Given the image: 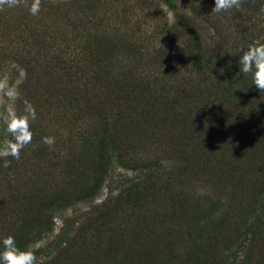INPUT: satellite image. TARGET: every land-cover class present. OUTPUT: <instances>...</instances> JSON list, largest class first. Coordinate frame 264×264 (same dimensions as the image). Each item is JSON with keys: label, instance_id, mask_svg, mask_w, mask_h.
<instances>
[{"label": "rangeland", "instance_id": "374dc122", "mask_svg": "<svg viewBox=\"0 0 264 264\" xmlns=\"http://www.w3.org/2000/svg\"><path fill=\"white\" fill-rule=\"evenodd\" d=\"M213 7L214 0H174L171 6L164 0H42L36 16L23 4L13 8V13L8 7L0 11V77L17 84L18 111L28 100L37 112L33 140L20 159L7 157L11 166L5 168L0 158V241L38 214L39 204L28 210L37 202L38 191L47 193L46 198L61 195L62 202L70 198L62 193H76L93 184L100 156L96 143L111 136L115 143L105 149L111 164L97 192L63 206L52 205L42 227L33 230L28 247L44 252L35 253L38 264H45L68 243L81 241L78 234L98 207L131 182L143 181L146 175L141 165L155 161L164 168L156 194H147L131 206L120 228L114 225L111 229L108 223L105 230L90 222L95 228L84 229L83 238L106 248L124 231L127 236L120 248L127 256L131 254L133 262L197 264L191 252L204 256L207 237L199 232H210L208 226L223 219L216 264H264V214L263 236L244 237L264 203V162L260 160L264 140L258 138L251 147L239 144L249 153L237 147L234 162L211 155L209 163L224 159L236 163L233 173L186 168L184 174L175 173L177 166L194 163L203 155L195 132L210 129L205 120L211 116L218 121L226 111L244 107L245 116L239 119L242 125L260 126L264 137V113L256 118L247 106L254 99L264 109V93L252 85L244 93L247 105L241 106L238 92L224 89L242 77L252 80L251 75L238 78V61L242 50L264 38V0H242L239 9L221 13H212ZM97 11V17L90 16ZM36 27L43 32L37 34ZM217 28L222 31L212 62L217 75L207 72V77L195 68V48L199 43L204 52L212 48ZM98 75L103 77L102 84L95 79ZM195 82L201 84L200 92L192 96L187 88ZM191 110L195 115L186 130L180 117ZM219 126L216 122L211 127ZM5 136V126L0 124V140ZM46 136L55 137L53 147L43 143ZM120 161L132 166H122ZM141 188L145 189L144 182ZM213 200L219 205L210 209ZM199 208L201 212H196ZM50 221L52 231L47 227ZM63 234L67 237L60 244Z\"/></svg>", "mask_w": 264, "mask_h": 264}, {"label": "trees", "instance_id": "16d2710c", "mask_svg": "<svg viewBox=\"0 0 264 264\" xmlns=\"http://www.w3.org/2000/svg\"><path fill=\"white\" fill-rule=\"evenodd\" d=\"M109 1L111 2L112 0H109ZM164 1L170 6L174 5V0H164ZM253 1L258 2L259 0H253ZM97 2H103V0H97ZM243 4L246 5V3H243ZM105 6L106 5H101V7H105ZM8 9L13 13V8H8ZM99 12L100 11H97L95 13L92 12L90 16L94 17L95 15V17H97L99 15ZM240 27H243V30L245 31V33H247V27H245L244 25H241ZM34 30H38L37 34L43 32L38 27L34 28ZM221 35H222V31L220 30V28H217L216 37L214 39L215 42L213 44V47L210 48L207 52H204L203 50H201L200 43L195 48L196 49L195 58H194L195 68L197 71L204 73L206 76H207V72L211 73L210 75L212 74L217 75L214 70V66L212 62H213V59L215 57V52H216L215 46L220 41ZM49 39L50 37L46 36L45 40L48 41ZM129 46L130 45H126L125 47L129 48ZM132 46L134 47V45ZM182 60H185V58H183ZM238 76H239L238 78L242 77L240 74ZM126 78H130V77H126ZM95 79L100 81L99 83L102 84L101 83L103 80L102 76L98 75L95 77ZM23 83H26V82L23 81ZM252 85H254L253 79L251 81L249 80L247 81L245 77H242L236 82L234 80L232 82H229L228 85L224 87V89L226 93H232V92L237 93L238 92L237 101L242 106L246 104L245 102L246 95L244 96V93L246 91H249L247 89H249ZM200 87H201V84L195 82L192 85H190L187 88V90L192 96H195L196 93L200 92ZM247 106H248L250 115H254L256 118H259L264 113V109H261L259 107V104L256 103L254 99H252L250 104ZM243 109L244 107H242V109L240 110L239 109H234L233 111L228 110L225 112L223 118L218 121H216V118L213 116L205 120L206 122H209L208 124H210L211 126L212 125L215 126L216 122L219 123L220 126L217 127L218 129H212L211 126H210V129H208L207 127L204 130L197 129L195 134H196V137H198V139L200 140L199 142L204 147L203 155L200 157V159L195 160L194 163H188L187 165L177 166L175 173H177L178 175H181L180 173L184 174V168L194 169L196 171H208L213 174L221 173L223 175H227V174L233 173L234 171H237L236 163H226L225 160L229 159L231 162H234L233 160H235L238 157L237 147L241 146L239 144H245L247 145V147L249 146L251 147L254 144V142L257 141L258 138H261V140H264L260 126H258L257 128H253V127L248 126V124L242 125V121H240L239 119L245 116ZM91 110H92V107H91ZM79 115L82 118H84L83 114H81L80 112H79ZM194 115H195V112L192 110L188 113H186V111L181 113L180 120L181 122L187 124V125L184 124L186 130L189 128V120H190L189 118ZM220 116L222 117V114ZM197 117H199L198 114H197ZM229 135H232V136H229ZM83 138H86V137H83ZM114 141L115 140H113V138L110 136L109 139L104 138L103 140H101V142L99 141V144L96 143V146L99 147V153H100L99 159L97 160V163L95 165L96 166V169H95L96 179L93 182V184L87 187V189L86 188L79 189L76 193L70 192V191H68L66 194L62 193L66 197H70L69 199L62 201V202L61 200L63 198L61 195L60 197L54 196L55 198L54 197L46 198L47 193L45 192L38 191L37 193H35V197L38 200L35 203H31L29 205L30 206L29 209L28 208L27 209L31 211L33 208V204L35 205L39 204L38 214L31 215L30 219L26 221L27 224L17 227L16 231H12L13 232L12 235L15 236L16 243L20 248L22 249L27 248L30 240H33L32 236L35 234L33 230L39 229L40 227H42V219L47 218L46 211L48 210L49 207H51L52 205L53 207L55 205L63 206L71 202L72 199L85 198L97 192L98 188L100 187V182H101L100 180L101 178L105 176L106 172H108V169L111 164L109 162V159L105 158L106 157L105 149L110 148L112 146L111 144L115 143ZM86 142L88 144L90 143L89 141H86ZM240 148H245V151H247L246 155H248L249 152L246 147L241 146ZM216 149H218V152L216 151ZM255 149L251 151V154H250V156H252L251 158L255 156V152H256ZM200 152L202 153V150ZM244 152L240 153L239 155L243 154ZM218 154L219 156H222L223 158L226 157V159L221 160L222 161L221 163H209L208 160L211 157V155L216 157L217 160H220L218 158ZM183 159L186 160V158H183ZM260 160L264 162V158H261ZM199 161H201V163H199ZM120 164L126 167L132 166V164H129V163L126 164V163H123V161H120ZM135 164H141V163H135ZM141 166H142V174L145 173L146 178L143 181L131 182L129 185H127V187L122 188L116 194V196L112 198L110 201H106L104 202V204L100 205V207H98L97 213L91 219H89L88 221L89 223L92 222V225H94L93 223H95L97 227L101 229L105 227V230H107L108 228L106 225L108 223H110L111 229L115 228L114 225L120 228L121 226H123L125 212L129 211L131 206L134 207L136 204L141 203L142 200L145 199L150 194H153V195L156 194L155 185L162 179L164 168L161 167L160 163H158L157 161L152 162V163H144ZM159 166L161 168H159ZM261 166L263 168L264 163H261ZM253 167L254 165L252 167H249L245 172H248L249 169L251 171ZM157 172H159L160 176L157 175ZM172 173H174V171ZM143 182L145 184V189L142 190L141 186ZM262 184L264 185V177L262 179ZM159 188H162V187H159ZM163 189L166 190V186ZM173 196L175 195L173 194ZM214 202L216 201L214 200L212 201L210 205L211 206L210 209L214 206V204H215L214 208L218 207L219 201H217L216 203ZM180 206L182 209L185 207V204H182ZM196 212H201L200 208L197 209ZM263 214H264V203L262 205L260 213L254 219V221L250 223L249 227L245 229L244 231L245 238H248L250 234H258L260 237L263 236V232L262 230H260L261 222H263L261 221ZM204 216H205V213H204ZM89 223L86 222L83 224L81 228L82 232L78 231L80 232L78 235L82 237L81 241L68 243V245H65V247H62L60 249L59 253L56 256L52 257V259L49 258L45 260L43 263L45 264H140V261L133 262L129 258L131 254L129 253L128 254L129 256H127V254L123 252L125 250L120 248V246L122 245V239H124L127 236L124 231L117 233L115 237L111 239L110 245H108L105 248L101 246L99 242L90 243L85 238H83L84 229L95 228L94 227L95 225L92 226ZM195 223H194V227L196 225ZM222 224H223V219L219 221L216 220V222L213 223L212 226H208L211 228L210 232H206V233H202L201 231L199 232L200 235L202 236H205V234H207V237L203 245L204 256L201 255L200 257V255L196 251L191 252V254L195 255L194 257L195 263L197 264H216V260L214 256H216L217 253L220 251L219 250L220 246L218 245L221 244V240H219V237H220L219 232L221 230ZM47 227L49 231H52L54 228V223L50 221V223L47 224ZM66 237H67L66 234L62 235L60 239V244L64 242ZM231 241L232 240L230 239V241L227 242V245L231 244ZM241 246L242 245L239 244V248ZM200 250L201 249L199 247V251ZM35 253H44L43 248L36 250Z\"/></svg>", "mask_w": 264, "mask_h": 264}, {"label": "clouds", "instance_id": "9594fccd", "mask_svg": "<svg viewBox=\"0 0 264 264\" xmlns=\"http://www.w3.org/2000/svg\"><path fill=\"white\" fill-rule=\"evenodd\" d=\"M29 7L31 15L36 16L41 10L42 0H32L30 6L27 0H0V11L5 7L15 8L21 5ZM242 0H214L212 13H221L232 8L239 9ZM264 10V9H262ZM173 18L170 15L169 27ZM264 38L257 39L248 45L243 54L239 56V74L251 75L254 86L260 93H264ZM223 71V70H221ZM20 98L17 84L10 83L7 76L0 77V124L5 126L6 136L0 140V158L4 159L3 166L8 168L11 161L7 157L19 160L21 152L32 142V123L37 118L35 106L24 100L23 110L18 111L16 102ZM11 137V138H9ZM43 143L50 148L55 144V137L46 136ZM0 264H38L35 248L29 246L22 249L16 243L13 235H8L0 241Z\"/></svg>", "mask_w": 264, "mask_h": 264}]
</instances>
